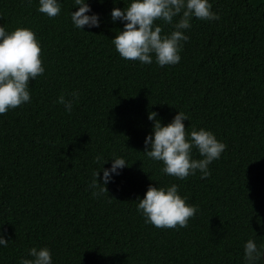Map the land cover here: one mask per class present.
<instances>
[{
    "label": "trees",
    "instance_id": "1",
    "mask_svg": "<svg viewBox=\"0 0 264 264\" xmlns=\"http://www.w3.org/2000/svg\"><path fill=\"white\" fill-rule=\"evenodd\" d=\"M87 2L100 26L81 32L74 0L54 18L38 0H0V26L30 28L45 68L29 81L31 102L0 115V234L10 242L0 264L45 246L53 264H244L249 238L264 245V0H209L219 20L193 18L180 62L164 67L115 51L123 24L110 12L130 0ZM74 90L69 113L57 98ZM150 111L164 125L182 111L188 132L210 130L226 145L207 178L179 180L143 154ZM114 154L128 166L93 197V172ZM150 184H177L196 206L186 227L145 223L134 202Z\"/></svg>",
    "mask_w": 264,
    "mask_h": 264
},
{
    "label": "clouds",
    "instance_id": "2",
    "mask_svg": "<svg viewBox=\"0 0 264 264\" xmlns=\"http://www.w3.org/2000/svg\"><path fill=\"white\" fill-rule=\"evenodd\" d=\"M37 11L49 18H54L61 12V0H38ZM102 2V0H101ZM76 11L69 13L75 29L84 32L86 26H100L99 14L91 13L87 0H74ZM88 13H91L90 15ZM113 22L123 24V30L118 31L111 40L115 51L122 59L138 61L142 65L155 63L164 67L178 64L180 52L189 37L185 31L191 27L193 18L200 20H219L212 11L209 0H130L127 7H114L110 12ZM175 19L174 22V18ZM161 20L171 25L172 31L163 34L162 27L156 23ZM45 73L42 66L41 46L35 33L26 27H17L8 31L0 26V115L10 109L31 102L29 81L36 80ZM79 93L72 91L66 97L61 95L57 102L63 105L67 112L72 111L73 102L78 100ZM147 119L152 122L151 132L144 139V155L151 160L162 162L161 172L184 180L190 175L201 174V179L210 175L208 166L220 158L226 145L217 140L215 135L204 128L188 132L184 121L189 120L186 113L177 111L172 120L164 125L158 113L148 112ZM195 149L201 159L193 158ZM101 155L95 157L100 162ZM109 168H100L93 172V180L89 187L93 189L92 196L99 197L106 191V185L120 175L127 161L117 155L103 162ZM102 165V166H103ZM102 171V175H99ZM99 178V182H98ZM112 199V198H110ZM187 197L178 192V185L152 186L148 185L143 198L137 196L136 211L140 213L146 224L156 228L186 227L189 218L197 211L195 205L186 203ZM4 235L0 234V247H6ZM27 257H21L19 264H53L48 247H32L27 250ZM264 245H257L249 238L243 245L244 264H264Z\"/></svg>",
    "mask_w": 264,
    "mask_h": 264
}]
</instances>
